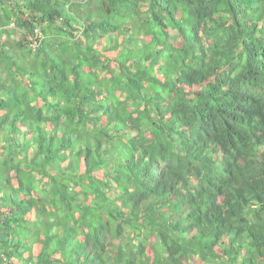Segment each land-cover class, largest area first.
<instances>
[{
    "label": "trees",
    "instance_id": "trees-1",
    "mask_svg": "<svg viewBox=\"0 0 264 264\" xmlns=\"http://www.w3.org/2000/svg\"><path fill=\"white\" fill-rule=\"evenodd\" d=\"M192 258L264 264V0H0V264Z\"/></svg>",
    "mask_w": 264,
    "mask_h": 264
},
{
    "label": "rangeland",
    "instance_id": "rangeland-1",
    "mask_svg": "<svg viewBox=\"0 0 264 264\" xmlns=\"http://www.w3.org/2000/svg\"><path fill=\"white\" fill-rule=\"evenodd\" d=\"M218 252H220V250ZM196 262H197V259L196 258H192L189 262L187 261L186 263L194 264Z\"/></svg>",
    "mask_w": 264,
    "mask_h": 264
}]
</instances>
